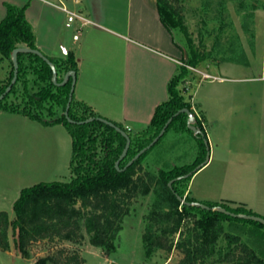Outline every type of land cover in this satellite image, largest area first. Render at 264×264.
Here are the masks:
<instances>
[{
	"label": "trees",
	"instance_id": "obj_1",
	"mask_svg": "<svg viewBox=\"0 0 264 264\" xmlns=\"http://www.w3.org/2000/svg\"><path fill=\"white\" fill-rule=\"evenodd\" d=\"M24 10L25 7L5 3V16L0 20V62L7 60L11 65L7 80L0 81V94L12 78L11 51L19 46L37 49L35 36L24 17ZM156 10L160 23L181 51V65H178L176 74L167 83V100L155 107L150 122L143 130L129 133L117 125L130 139L129 148L119 162L118 170L115 169L114 163L124 147L125 139L114 129L96 120L81 125L69 123L63 112L70 80L57 87L51 82V70L44 61L34 54H18L17 80L10 92L0 101V110L25 116L44 126L60 124L64 127L71 139L69 180L40 182L20 190L12 204L13 219L9 220L7 213L0 211V250L9 249V229L13 232V243L17 251L23 257H28L27 247L31 243L41 240L77 242L82 236L83 228L90 246L101 249L106 255L110 254L115 250V240L121 231L123 218L129 213L132 198L147 195L153 184V177L147 171L144 175L140 174L141 161L170 130L176 135L186 133L193 137V133L186 128L187 116L183 113L174 117L173 115L182 108L192 112L191 95L185 98L183 94V85L191 74L187 67L196 68L212 57L205 48L211 33L199 32L198 45H194L182 23L179 9L174 8L169 0H156ZM173 30L182 33L186 46L182 47L174 40ZM215 32L216 46L213 58L221 60L220 54L224 51L230 52L236 41L229 42L221 52L219 49L222 50V44L219 41L222 38V26L219 25ZM47 58L55 66L57 82L62 80L65 72L76 70L72 53H68L64 59ZM17 83L21 87L20 102L7 103V97L14 91ZM68 116L75 122L99 117L91 107L75 101L73 96ZM170 117L172 120L159 140L135 162L123 169L139 150L157 136ZM195 126L204 132L201 120L195 118ZM194 138L200 148L195 161L189 165L159 171L156 201H160L162 206L148 216L151 223L141 238L145 254L150 255L156 250L169 253L174 248L182 255L176 264H264V225L181 204L175 194L186 202L195 201L188 194L184 195L191 177L174 180L171 187L167 186L170 180L187 174L203 161L205 146L201 138ZM201 203L210 208L221 206L232 213L257 216L243 206L232 208L223 202ZM223 222L232 224V227L228 228L233 234L224 231ZM246 227L251 230L246 231ZM243 232L247 233L249 245L241 241ZM176 234L177 239L173 242L172 237ZM221 239L225 241V246L220 248L218 241ZM33 264L81 262L76 254H73L64 262L47 256L39 258Z\"/></svg>",
	"mask_w": 264,
	"mask_h": 264
},
{
	"label": "rangeland",
	"instance_id": "obj_2",
	"mask_svg": "<svg viewBox=\"0 0 264 264\" xmlns=\"http://www.w3.org/2000/svg\"><path fill=\"white\" fill-rule=\"evenodd\" d=\"M12 1L0 0V17L5 11V3L12 4ZM169 1L179 9L194 45H198L199 32L211 33L205 48L212 57L198 68L211 65L208 72L212 76L204 79L201 74L191 71L193 79L189 82V75L183 85L184 97L191 95L201 112L198 116L206 123L207 134L217 141L211 158L209 149L207 164L192 176L191 198L223 202L232 208L243 206L264 218V0ZM70 2L62 0L66 9L75 12ZM83 4H96L98 8L99 2L83 0L79 6L83 7ZM54 13V32L62 31L65 35L63 17ZM55 16L59 19L55 20ZM219 25L222 26L221 52L229 42L236 41L230 52L220 54L221 60L213 58L215 31ZM173 37L182 47L186 46L179 30H173ZM10 68L9 61L0 62L1 82L7 80ZM20 94L21 87L17 83L6 102H20ZM11 114L0 110V211L10 214L9 220L14 217L11 206L21 189L40 182H68L71 153L69 137L62 127L53 128L51 148L47 132L45 148L44 137L39 138L36 133V124ZM194 137V134L192 137L186 133L176 135L170 130L146 154L140 163V174L147 171L153 177V184L147 195L132 198L129 213L123 218L115 240V250L110 254L90 246L82 228V236L77 242L35 241L27 247L28 257H23L15 248L13 232L9 229V249L0 250V264H33L47 256L64 262L73 254L81 264H176L182 257L179 251L172 248L169 253L156 250L146 255L141 238L151 223L148 216L162 206L156 201L159 171L195 161L200 148ZM222 225L225 232L234 233L226 222ZM172 238L175 242L177 234ZM246 238L247 235L242 233V241ZM224 246L225 241L219 240L218 247Z\"/></svg>",
	"mask_w": 264,
	"mask_h": 264
},
{
	"label": "crops",
	"instance_id": "obj_3",
	"mask_svg": "<svg viewBox=\"0 0 264 264\" xmlns=\"http://www.w3.org/2000/svg\"><path fill=\"white\" fill-rule=\"evenodd\" d=\"M59 2L62 3V0H13L11 5L25 7L24 17L33 30L36 48L46 57L64 59L68 53H72L76 62L73 91L75 101L91 107L96 115L116 126L125 130L129 128V133L143 130L150 122L155 107L167 100V83L181 64V51L159 21L156 0H98V8L96 4H83L82 7L79 5L83 0H71L75 12L83 15L89 23L82 25L79 21H74L70 27L66 26L65 14L59 7ZM54 12L63 17V29L67 30L65 35L62 31L54 32ZM4 16L5 11L0 20ZM57 19L59 18L56 17L55 20ZM77 29L78 38L74 40ZM210 67L211 65L204 69L196 67L195 70L196 73L203 72L212 76L208 72ZM191 79L193 76L190 75L189 82ZM190 104L191 110L200 115L192 97ZM11 115L36 124V133L39 138L44 137L45 148L47 132L51 148L53 128L64 129L60 124L44 126L25 116ZM200 119L204 125L211 158L217 141L211 134H207L206 123L202 116ZM66 134L69 137L67 132ZM69 142L71 152L70 137ZM190 181L186 190L189 197ZM7 215L10 219V214ZM226 224L232 227L231 223ZM245 230L251 229L246 227ZM243 242L248 244L247 239Z\"/></svg>",
	"mask_w": 264,
	"mask_h": 264
},
{
	"label": "water",
	"instance_id": "obj_4",
	"mask_svg": "<svg viewBox=\"0 0 264 264\" xmlns=\"http://www.w3.org/2000/svg\"><path fill=\"white\" fill-rule=\"evenodd\" d=\"M20 53H23V54H34L36 56H38L42 61H44L50 68L51 70V82L57 86V87H61L63 85H65V83L70 80V88H69V92H68V97H67V102H66V105H65V109H64V112H63V115L65 117V119L69 122V123H76V124H87V123H90L94 120L114 129L116 132H118L124 139H125V144H124V147L119 155V157L117 158V160L115 161L114 163V167L115 169H119L118 168V165H119V162L125 157L126 153H127V150L129 148V145H130V139H129V136L128 134L123 130L121 129L120 127L116 126L114 123L104 119V118H101V117H96V118H88V119H85L83 121H78V122H75L73 120H71L68 116V109H69V106H70V102L72 100V96H73V91H74V85H75V81H76V74H75V71L73 70H69L67 72L64 73L63 75V78L60 82H57V73H56V69H55V66L54 64L42 53L40 52L38 49H30V48H26V47H15L11 53H10V60H11V63H12V67H13V70H12V78L9 82V84L5 87L4 91L0 94V101H2V99L4 98L5 95H7L12 86L16 83V80H17V74H18V61H17V56L18 54ZM185 114L187 116V120H186V128L189 129L194 135L195 137H199L202 139L203 143H204V146H205V159L204 161H202L200 164H198L192 171L188 172L187 174L183 175V176H179L177 177L176 179H173V180H170L168 183H167V186L168 187H171V184L174 180H180V179H184V178H188V177H192L197 171H199L202 167H204L208 160H209V145H208V141H207V138H206V135L205 133L200 129L198 128L197 126H195V118H194V115L193 113L187 109V108H182V109H179L174 115H178V114ZM172 120V117L168 118L167 121L164 123L163 127L161 128V130L159 131V133L157 134L156 137H154L152 139V141L147 145L145 146L144 148H142L141 150H139L127 163L126 165L124 166L123 169L127 168L128 166H130L133 162H135L143 153H145L147 150H149L158 140L159 138L164 134L167 126L169 125V123L171 122ZM177 200L181 203V204H184V205H187V206H192V207H195V208H199V209H203V210H212V211H217L219 213H222L224 215H227V216H230L232 218H238V219H243V220H250V221H254V222H257V223H260L262 225H264V218L260 217V216H255V215H247V214H236V213H232L230 211H227L226 209H224L223 207L221 206H216V207H208L206 206L205 204L201 203V202H198V201H194V202H186L183 198L179 197L177 194H175Z\"/></svg>",
	"mask_w": 264,
	"mask_h": 264
},
{
	"label": "built area",
	"instance_id": "obj_5",
	"mask_svg": "<svg viewBox=\"0 0 264 264\" xmlns=\"http://www.w3.org/2000/svg\"><path fill=\"white\" fill-rule=\"evenodd\" d=\"M59 5H60L59 7L61 8V10L66 14V26L67 27H70L71 24L74 21H79L82 25L89 23V21L83 15H81L80 13L69 11L68 9L65 8V6L63 5V3H61V2H59ZM78 31H79V29L76 30V34L73 36V39L74 40H76L78 38V34H77ZM187 68L190 71L197 72L195 70V68H192V67H187ZM199 74H201L202 78H204V79H208V78L211 77L207 73H203L202 72V73H199ZM192 112H193L194 118H196L198 120H201L200 117L198 116V114L195 111H192ZM201 126H202V128L204 130V125H203L202 122H201ZM126 131L129 132V128H126Z\"/></svg>",
	"mask_w": 264,
	"mask_h": 264
}]
</instances>
